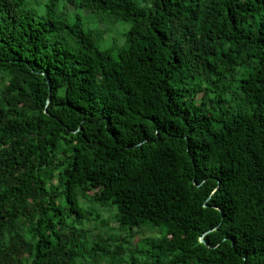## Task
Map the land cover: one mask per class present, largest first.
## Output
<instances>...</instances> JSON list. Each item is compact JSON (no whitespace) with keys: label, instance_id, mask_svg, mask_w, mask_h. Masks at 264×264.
<instances>
[{"label":"trees","instance_id":"obj_1","mask_svg":"<svg viewBox=\"0 0 264 264\" xmlns=\"http://www.w3.org/2000/svg\"><path fill=\"white\" fill-rule=\"evenodd\" d=\"M0 264H264V0H0Z\"/></svg>","mask_w":264,"mask_h":264},{"label":"rangeland","instance_id":"obj_2","mask_svg":"<svg viewBox=\"0 0 264 264\" xmlns=\"http://www.w3.org/2000/svg\"><path fill=\"white\" fill-rule=\"evenodd\" d=\"M69 8L68 14L70 20L75 19L76 15H79L84 22L85 29H95L96 32L100 31V29H104L105 32L101 36L102 41L99 47L116 46V44L122 42V33L128 28L126 22L121 20L114 21L105 15L91 13L89 10L83 8H73L71 6ZM144 233L146 235L150 234L147 230H145Z\"/></svg>","mask_w":264,"mask_h":264}]
</instances>
